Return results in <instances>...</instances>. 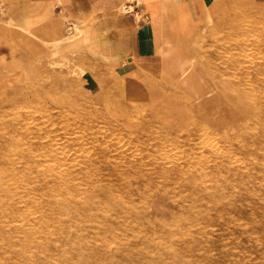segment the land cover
<instances>
[{
	"label": "rangeland",
	"instance_id": "rangeland-1",
	"mask_svg": "<svg viewBox=\"0 0 264 264\" xmlns=\"http://www.w3.org/2000/svg\"><path fill=\"white\" fill-rule=\"evenodd\" d=\"M16 1L0 0V264H264V11L131 90L103 18L43 38L5 20Z\"/></svg>",
	"mask_w": 264,
	"mask_h": 264
},
{
	"label": "crops",
	"instance_id": "crops-1",
	"mask_svg": "<svg viewBox=\"0 0 264 264\" xmlns=\"http://www.w3.org/2000/svg\"><path fill=\"white\" fill-rule=\"evenodd\" d=\"M3 11L11 25L32 27L43 38L61 20L103 18L114 37V73L138 90L160 76L182 74L201 57L203 43L222 37L239 12L264 11V0H17L3 3Z\"/></svg>",
	"mask_w": 264,
	"mask_h": 264
},
{
	"label": "bare ground",
	"instance_id": "bare-ground-1",
	"mask_svg": "<svg viewBox=\"0 0 264 264\" xmlns=\"http://www.w3.org/2000/svg\"><path fill=\"white\" fill-rule=\"evenodd\" d=\"M60 42V41H59ZM193 64V63H192ZM191 65V64H190ZM184 74V73H183ZM189 81V80H188ZM214 88V87H213ZM30 138V137H29ZM37 141V140H36ZM25 148V147H24ZM221 260V259H220Z\"/></svg>",
	"mask_w": 264,
	"mask_h": 264
}]
</instances>
